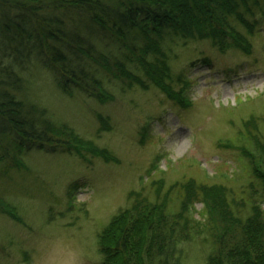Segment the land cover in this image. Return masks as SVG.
Masks as SVG:
<instances>
[{"label":"rangeland","instance_id":"1","mask_svg":"<svg viewBox=\"0 0 264 264\" xmlns=\"http://www.w3.org/2000/svg\"><path fill=\"white\" fill-rule=\"evenodd\" d=\"M261 21L249 37V54H220L209 41L173 47L168 64L174 79L181 77L173 87L183 89L186 107L152 84L126 93L112 86L113 100L99 104L81 93L66 96L37 64L23 72V97L45 109L53 123L73 129L81 156L76 149L40 150L23 154L17 167L10 154L0 162V264H101L99 235L138 193L152 202L154 191L161 196L169 191L176 205L183 192L196 187L199 196L194 202L191 195L186 208L201 229L204 204L217 212L214 219L221 210L205 187H225L244 213L251 205L264 212L262 179L257 166L255 173L250 169L264 152L259 141L250 144L240 136L241 126L254 118L259 128L254 133L264 142V17ZM165 217L173 219L175 210ZM217 229L235 230L229 236L238 252L252 250L248 238L239 239V225ZM199 240L182 245L183 264H205L209 247Z\"/></svg>","mask_w":264,"mask_h":264},{"label":"trees","instance_id":"2","mask_svg":"<svg viewBox=\"0 0 264 264\" xmlns=\"http://www.w3.org/2000/svg\"><path fill=\"white\" fill-rule=\"evenodd\" d=\"M262 17L264 0H0V162L11 156L17 167L23 154L40 150L72 154L76 149L80 155L73 129L53 123L45 109L23 97L21 75L30 67L47 71L66 96L81 93L106 104L113 100L112 86L126 93L152 84L186 107L183 89L173 87L181 77L174 79L168 64L173 47L209 41L220 54H249V37ZM241 128L240 136L250 144L259 141L263 155L256 120ZM256 166L264 188L263 157L250 169ZM205 188L221 210L214 219L204 204L203 229L186 208L191 195L194 202L199 196L196 187L183 192L176 205L170 204L169 191L163 196L154 191L152 202L139 193L131 196L129 208L98 237L101 264H183L182 245L199 239L209 247L205 264H264V212L252 205L247 213L236 209L221 185ZM170 209L173 219L165 217ZM225 224L243 228L239 239L248 238L252 250L238 252L229 236L235 230L217 229Z\"/></svg>","mask_w":264,"mask_h":264},{"label":"clouds","instance_id":"3","mask_svg":"<svg viewBox=\"0 0 264 264\" xmlns=\"http://www.w3.org/2000/svg\"><path fill=\"white\" fill-rule=\"evenodd\" d=\"M73 264H74V261H73Z\"/></svg>","mask_w":264,"mask_h":264}]
</instances>
